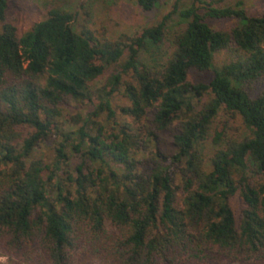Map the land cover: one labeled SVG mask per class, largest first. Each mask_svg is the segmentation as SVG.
Returning <instances> with one entry per match:
<instances>
[{
    "label": "trees",
    "instance_id": "16d2710c",
    "mask_svg": "<svg viewBox=\"0 0 264 264\" xmlns=\"http://www.w3.org/2000/svg\"><path fill=\"white\" fill-rule=\"evenodd\" d=\"M157 3L136 0L144 12ZM7 10L0 0V253L7 264H264V12L249 16L240 1L175 8L184 27L161 65L140 55L164 45L167 17L110 40L75 32L71 13L57 8L19 34ZM224 19L235 27L209 24ZM220 51L227 61L213 69ZM192 71L213 77L193 83ZM119 87L129 103L120 114L131 120L123 124L111 106ZM73 102L92 112L64 132L63 111ZM220 112L237 116L247 134L205 162L202 144ZM53 135L47 162L35 153ZM222 140L211 135L214 144Z\"/></svg>",
    "mask_w": 264,
    "mask_h": 264
},
{
    "label": "rangeland",
    "instance_id": "374dc122",
    "mask_svg": "<svg viewBox=\"0 0 264 264\" xmlns=\"http://www.w3.org/2000/svg\"><path fill=\"white\" fill-rule=\"evenodd\" d=\"M238 1L242 2L243 8L249 16H257L264 12V0H158L157 5L149 12L142 11L137 6L136 0H8L7 20L16 25L19 34H23L30 30L34 24L44 20L49 10L57 8L71 13L73 16L72 28L75 32L87 30L97 37L103 35L110 40H115L122 35L132 37L141 29L154 26L167 17L164 45L161 48L149 47L140 55V59L146 63L157 62L164 65L172 52L170 42L174 35L178 34L184 27L179 23L177 13H173L175 8L180 10L191 4L202 7L203 3H212L218 7H233ZM209 24L216 31H228L235 27L236 22L231 19L209 20ZM226 59L223 51L216 52L213 58V69H220L226 63ZM114 69L112 66L102 77L97 79L93 84V89H98L104 85ZM212 77L213 71L204 74L192 71L189 80L193 83H208ZM127 105L129 103L123 88L119 87L111 98V106L116 113L117 120L122 124L131 121L120 114V109ZM90 112L92 109L86 102L71 103L64 109L61 119L64 132L80 127ZM75 118L78 120L75 121ZM214 131L222 133V143L214 144L211 141V135ZM246 134L247 130L237 116L220 112L210 130L209 138L202 144L201 155L203 160L207 162L215 150L224 146L225 141L242 138ZM56 140L58 138L53 135L51 139L41 145L35 156L51 162ZM144 157L145 154L143 153L138 155V158ZM76 161V158L72 157V162ZM231 206L239 218L240 210L243 207L239 199H233ZM0 262L2 264L8 262L1 253Z\"/></svg>",
    "mask_w": 264,
    "mask_h": 264
}]
</instances>
